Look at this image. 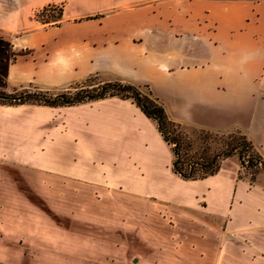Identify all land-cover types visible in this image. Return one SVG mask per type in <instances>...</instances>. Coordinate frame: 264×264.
I'll use <instances>...</instances> for the list:
<instances>
[{"label":"crops","instance_id":"1","mask_svg":"<svg viewBox=\"0 0 264 264\" xmlns=\"http://www.w3.org/2000/svg\"><path fill=\"white\" fill-rule=\"evenodd\" d=\"M61 6L58 22L34 14ZM147 85L264 160V0H0V91ZM131 101L0 104V264H264V175L202 179Z\"/></svg>","mask_w":264,"mask_h":264},{"label":"trees","instance_id":"2","mask_svg":"<svg viewBox=\"0 0 264 264\" xmlns=\"http://www.w3.org/2000/svg\"><path fill=\"white\" fill-rule=\"evenodd\" d=\"M57 10V15L52 12ZM61 6H48L34 15V18L41 23L58 22L62 18ZM91 77V76H90ZM101 83V82H100ZM110 97H117L123 100H131L149 119L155 121L157 129L163 140L171 146L173 153V171L184 179H202L207 176L214 175L220 164L215 160H211L206 164H201L204 174L200 177H193V168L190 167L188 173L183 171L180 154V138L179 136L169 133L171 127L181 125L171 120L165 110L163 104L155 98L147 85H138L129 81L118 80L114 82L101 83L98 87L78 91L72 95L57 94L52 97H47L40 93L23 92L16 95V92L6 93L0 91V104L22 105V104H37L51 107L71 106L83 103H88L96 100H101ZM176 123V124H175ZM184 126V125H181ZM226 155L223 159L230 157ZM264 163V161H263ZM264 167V164H263Z\"/></svg>","mask_w":264,"mask_h":264},{"label":"rangeland","instance_id":"3","mask_svg":"<svg viewBox=\"0 0 264 264\" xmlns=\"http://www.w3.org/2000/svg\"><path fill=\"white\" fill-rule=\"evenodd\" d=\"M52 14L56 16L57 10H54ZM98 79L91 76L69 86L57 88H43L31 83L23 84L15 87L12 92H16V95L23 92L40 93L47 97L57 94L72 95L78 91L95 89L101 85ZM169 133L179 136L183 171L188 173L190 167L193 168V177H200L204 174L203 168L200 167L201 164H206L213 159L220 164L228 154L237 159L242 176L255 180L258 175H264V160L241 131L219 132L176 124L171 127Z\"/></svg>","mask_w":264,"mask_h":264}]
</instances>
